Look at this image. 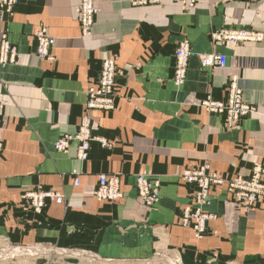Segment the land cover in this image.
<instances>
[{"label": "crops", "instance_id": "0c3cea01", "mask_svg": "<svg viewBox=\"0 0 264 264\" xmlns=\"http://www.w3.org/2000/svg\"><path fill=\"white\" fill-rule=\"evenodd\" d=\"M80 3L20 0L14 16L0 20V40L7 33L19 53L15 64L0 67V101L8 102L0 107V242L9 250L79 255L71 264H264V201L246 210L226 184L214 189L204 212L215 220L197 239L180 223L184 209L195 205L196 187L178 178L207 163L226 180L258 167L264 182V40L212 39L223 28L264 35V0H164L143 8L96 0L99 14L87 39L75 12ZM41 26L55 39L54 62L34 54ZM183 42L192 57L177 85L175 52ZM213 53L226 57L225 68L201 66L200 57ZM108 58L119 68L116 109L86 113V89ZM231 78L255 112L228 128L203 103L224 101ZM86 117L108 147L92 143L81 163L75 145L67 154L53 145ZM141 173L160 180L155 208L138 197ZM101 175L118 177L120 199H97ZM36 186L59 191L62 205L48 202L42 215L33 213L22 195Z\"/></svg>", "mask_w": 264, "mask_h": 264}, {"label": "built area", "instance_id": "2783aa9c", "mask_svg": "<svg viewBox=\"0 0 264 264\" xmlns=\"http://www.w3.org/2000/svg\"><path fill=\"white\" fill-rule=\"evenodd\" d=\"M164 0H130V4L133 7H148L153 5H160ZM78 16V22L81 26L82 34L84 37L91 35V31L95 25L96 17L99 14V9L96 6V0H83L81 7L76 11ZM220 33L217 39L219 40ZM229 40L235 42H260L262 39L259 37H251L246 33L241 35H230ZM55 41L49 37L43 30L38 34V47L37 51L40 57L52 60L50 56V50L54 46ZM8 47L9 52H16L15 49ZM192 54L189 51L188 44L182 45L176 51V67H175V78L174 82L177 85H182L187 77L188 63ZM201 65L203 68H225L227 65V59L224 55L210 54L201 59ZM101 69V80L102 90L101 92L97 87L93 86L89 91V107L97 108L102 110H113L115 109V96L113 91L116 88V76L118 74V68L116 63L112 59H107L103 62ZM95 83V82H94ZM93 85V83H92ZM205 109L211 114L222 115L225 117V123L228 128L236 127L240 121L247 117L248 115L255 112V108L252 105L247 104L242 95L241 89L238 87L236 79H233L226 86V99L224 101H213L208 99L203 103ZM82 133L86 135L90 132L85 128ZM75 138L72 136L65 137L63 141L56 143L55 148L57 150H67L68 145ZM87 148V146L85 147ZM87 151V150H86ZM80 152L83 156L85 152ZM200 174L202 176L201 180H197V174L190 175L186 174L185 180L190 184L198 183V188L200 187L201 192L197 194V201H195L196 209L191 210L190 208L183 211L182 223L183 225H188L191 223L192 227L196 230L198 235L204 234L207 224L210 222L211 216L203 212V208L210 204V190L212 186L215 185H227L228 193L234 194L235 200L240 202L244 207L255 206L257 203L264 201V184L259 174V168L257 167L258 173L252 175L253 180H245L243 177H237L234 180H224L221 177L213 174L207 165H203L200 169ZM138 180L141 192L147 195L145 190L146 180L142 177ZM79 181L75 180L74 186H79ZM144 187V190L142 189ZM157 187V188H156ZM152 189L153 193L149 196L151 202H158L160 193L158 186ZM99 193L97 197L100 200L113 199L115 196V183L110 180L105 175L99 177L98 182ZM232 189V191H231ZM42 195V194H41ZM43 198L45 201L49 200L56 205H62L64 197L52 192L43 193ZM44 201V205H45ZM36 213H42V203L40 207H36ZM209 218V219H208Z\"/></svg>", "mask_w": 264, "mask_h": 264}, {"label": "rangeland", "instance_id": "374dc122", "mask_svg": "<svg viewBox=\"0 0 264 264\" xmlns=\"http://www.w3.org/2000/svg\"><path fill=\"white\" fill-rule=\"evenodd\" d=\"M19 2L20 0H0V20H3V19H10L14 16L15 14V11H16V8L18 7L19 5ZM83 3V0H81V3L80 5L77 7L76 11L81 7ZM132 6V5H131ZM133 7V6H132ZM135 8V7H134ZM137 8H143V7H137ZM75 11V12H76ZM76 16H77V12H76ZM77 20H78V16H77ZM45 31L46 34L51 37L52 39H54L50 34H49V31L46 27L44 26H41L40 29L36 32V34L34 35V41H35V50H34V54L36 55V57H38L39 59L41 60H45V61H50L48 59H45V58H42L40 57V55L38 54V51H37V47H38V34L42 31ZM80 30H81V26H80ZM220 33L219 37L220 39L218 40L217 37H218V34ZM242 33H246L248 34L249 36L251 37H259L260 39H262L260 42H235V41H231L228 39V37L232 34L234 35H241ZM91 34H92V31H91ZM81 35L83 38H89L90 36L88 37H84L83 34H82V30H81ZM212 39L214 40V42H227V43H238V44H244V43H252V44H259V43H262L263 40H264V35L263 33L259 32V31H256V30H249V29H244V28H238V29H231V28H223V29H220L218 31H214L212 33ZM55 41V39H54ZM184 44H188L189 46V51L191 52L192 54V50L190 48V45L189 43L187 42H183L181 43L176 51ZM11 47L12 49H15L16 52L12 53V52H9L8 51V47ZM54 47V46H53ZM53 47L51 48L50 50V56H51V61L50 62H54L55 61V58L52 56V49ZM18 56H19V53H18V49L13 46L9 41H8V37H7V33H2L1 35V40H0V67L2 68H6L7 66H10V65H13L17 62L18 60ZM208 56V55H207ZM175 57H176V52H175ZM192 57V56H191ZM206 57V56H204ZM204 57H200V63H201V59L204 58ZM109 59V58H108ZM117 65V60L114 59V58H111ZM107 60V59H105ZM101 61V66L103 64V62L105 61ZM190 60V59H189ZM188 66H189V63H188ZM202 66V65H201ZM175 67H176V63H175ZM117 68H118V65H117ZM102 69V67H101ZM101 69H100V74L98 76V78L96 80H91L88 84V87L86 89V93H85V96H86V102H85V112L87 113L88 111H101V112H112L116 109V101H117V93H116V88L115 90L113 91L114 93V96H115V109L113 110H102V109H97V108H90L89 107V103H90V100H89V91L91 90V88L93 86L97 87L98 90L101 92L102 90V82L97 84L99 82V80H101ZM119 69V68H118ZM188 72V71H187ZM119 76V70H118V74L116 76V81H117V77ZM174 78H175V71H174V75H173V81H174ZM187 78V77H186ZM235 78H231L230 80H228L226 83H225V87ZM102 81V80H101ZM95 82V83H94ZM237 82V80H236ZM93 83V85H92ZM8 105V102L7 101H0V107H5ZM86 129V130H89L90 132V135L89 133H87L86 135H84L82 133V130L83 129ZM69 136H72L74 137L75 139L73 141H71L68 145V148L67 150H57L55 148L54 145H56V143L60 142V141H63V139H65V137H69ZM94 142H98L102 147H108V143L107 141L103 140V139H100L98 137H95L92 133V127H91V124H90V121L88 120V118L86 117L85 119H83V121L81 122L77 132L75 134H72V135H65V136H62L61 138H59L57 141H55L54 143V149L59 152V153H62V154H67L71 147L73 145H75L76 147V157L77 159L81 162V163H85L88 161V158H89V153H90V150H91V145L92 143ZM87 146V148H85ZM3 149V146H2V143L0 141V152L2 151ZM87 150V151H86ZM83 151H86L85 152V155H81L80 152H83ZM203 165H207L210 169V171L213 173V174H216L217 176L221 177L219 174H217L216 172H214L210 165L205 163ZM199 166V167H195V168H190V169H185V170H182L178 173V178L184 182L185 184H189V185H192V186H195L196 187V191H195V194H194V197H193V203L195 204V201H197V194H199L201 192V189L200 187L198 188V183H195V184H190L188 183L186 180H185V176L186 174H190V175H194V174H197V177L196 179L197 180H201L202 179V176L200 174V168L203 166ZM261 169V168H260ZM255 173H258L257 170H253V173L249 176H241L243 177V179L245 180H253L252 179V175ZM106 176V175H105ZM258 177L261 178L262 180V176H261V170H259V174L257 175ZM140 177L144 178L146 180V186H145V190L147 191V195L145 196V194L143 193V191L141 192V189H140V186L138 184V180L141 179ZM237 177H240V176H236L235 178ZM108 178V177H107ZM222 178V177H221ZM235 178H232L230 179V181L234 180ZM110 179V178H108ZM224 179V178H222ZM75 180L78 181V179L76 178ZM74 180V182H75ZM110 180H113L114 183H115V187H116V190H115V196L116 198H113V199H106V200H100L98 197H97V193H99V188L97 186V188L95 189V196L97 197L98 200L100 201H115L117 199H120L122 197V192L120 190V181L118 179V177H114L113 179L111 178ZM226 180V179H224ZM264 184V182H263ZM156 185L158 186V189H159V193L161 194V183H160V180L158 178H154L150 175H148L147 173H141L139 175L136 176V191H137V194H138V197L139 199L148 207V208H155V206L157 205V203L159 202H151L149 200V196L153 193L152 189L156 187ZM225 185V184H224ZM223 186V185H222ZM75 187H78V186H75ZM220 187V185H215V186H212L211 190H210V195H209V199H211V192ZM157 188V187H156ZM142 189L144 190V187H142ZM232 191V189H231ZM47 192H52V193H57L61 196L64 197L63 194H61L59 191H56V190H53V189H47L45 187H42V186H36L35 188H32L26 192H24V194L22 195V200L24 201V205L26 207H28L29 209H31V211L33 213H35L36 215H42L46 208H47V204H49L48 202H51L49 200L45 201L46 199L43 198V193H47ZM42 194V195H41ZM232 195V194H230ZM235 203L237 205H242L240 204V202L236 201L235 200V197H234V194L232 195ZM160 199V197H159ZM195 200V201H194ZM44 201H45V205H44ZM41 203H42V213L41 214H38L36 213V207H40L41 206ZM211 205V202L210 204L207 206L209 207ZM257 205V204H256ZM255 205V206H256ZM243 206V205H242ZM255 206H248V207H244L246 210H249V209H252L254 208ZM190 208L192 211L195 210L197 207H196V204L195 205H192V206H188L186 209ZM206 208V207H204ZM204 208H203V212H204ZM184 209V210H186ZM206 213V212H205ZM183 214V213H182ZM207 215L211 216V219H210V222L215 220V217L211 214H208L206 213ZM182 217L183 215H181L180 217V223L182 224L183 227H188V228H191L194 233H195V237L197 239H202L206 233H207V227L205 229V233L204 234H200L198 235V233L196 232V230L194 229V227H192L191 223H189L188 225H183L182 223ZM209 219V218H208ZM209 222V223H210ZM208 223V224H209ZM207 224V226H208ZM2 242H0V264H71V259L73 258H77V254H70V253H67L65 251H60V250H55V249H47V248H41V249H38V248H35V249H27V250H14V249H8L6 245H4L3 243L1 244ZM8 249V250H7ZM82 261H87L86 258H83Z\"/></svg>", "mask_w": 264, "mask_h": 264}, {"label": "bare ground", "instance_id": "6f19581e", "mask_svg": "<svg viewBox=\"0 0 264 264\" xmlns=\"http://www.w3.org/2000/svg\"><path fill=\"white\" fill-rule=\"evenodd\" d=\"M210 202H211V199H210Z\"/></svg>", "mask_w": 264, "mask_h": 264}]
</instances>
